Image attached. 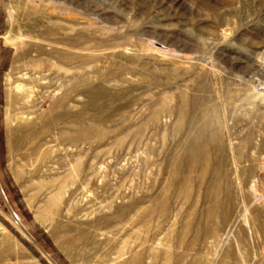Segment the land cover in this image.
<instances>
[{
  "label": "rangeland",
  "instance_id": "1",
  "mask_svg": "<svg viewBox=\"0 0 264 264\" xmlns=\"http://www.w3.org/2000/svg\"><path fill=\"white\" fill-rule=\"evenodd\" d=\"M0 264H264V0H0Z\"/></svg>",
  "mask_w": 264,
  "mask_h": 264
},
{
  "label": "bare ground",
  "instance_id": "2",
  "mask_svg": "<svg viewBox=\"0 0 264 264\" xmlns=\"http://www.w3.org/2000/svg\"><path fill=\"white\" fill-rule=\"evenodd\" d=\"M17 89H18V91H19V90H21V89H20V88H18V87H17Z\"/></svg>",
  "mask_w": 264,
  "mask_h": 264
}]
</instances>
